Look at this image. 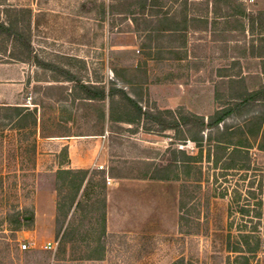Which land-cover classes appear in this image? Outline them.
<instances>
[{
  "label": "rangeland",
  "instance_id": "1",
  "mask_svg": "<svg viewBox=\"0 0 264 264\" xmlns=\"http://www.w3.org/2000/svg\"><path fill=\"white\" fill-rule=\"evenodd\" d=\"M238 1L248 13H264V0ZM127 4L139 8L136 1L120 0H0V12L31 10L33 54L41 62L0 57V104L24 107L19 116L0 106V264H264V135L242 150L236 169L225 171L207 161L206 132L202 162L173 164L159 172L167 180L142 179L153 167L167 166L174 149L192 156L199 149L172 130L113 127L109 99L88 103L69 91L81 82H102L108 89L112 81H124L131 84L127 94L144 107L182 108L208 118L217 108L219 75L263 71L262 61L250 56L252 40L261 45L259 36H244L235 22L215 20L212 0H160L152 11L162 14L154 18L120 14ZM248 117L229 118L220 128L234 129L237 143ZM99 133L104 156L96 153L90 169L102 176L93 182L100 183L104 173L131 180L113 203H121L123 217L111 218L114 228L124 224L127 233L105 238L107 183L88 186L77 198L81 205L64 217L58 203L68 192L59 195L56 176L69 166V151L61 139H49ZM239 207L249 216H241ZM31 215L33 223L15 231L18 220ZM52 240L56 249L45 250ZM103 253L105 262L89 261Z\"/></svg>",
  "mask_w": 264,
  "mask_h": 264
},
{
  "label": "trees",
  "instance_id": "2",
  "mask_svg": "<svg viewBox=\"0 0 264 264\" xmlns=\"http://www.w3.org/2000/svg\"><path fill=\"white\" fill-rule=\"evenodd\" d=\"M120 1H136L139 4L138 9H133L132 5L127 4L120 13L122 15H142L154 18L162 14L161 11H152L160 0ZM212 3V12L215 20L226 19L227 23L235 22V30H239L244 36L246 33L252 37L259 36L261 45L256 48L254 44L257 40H252L250 56L262 61L263 71L255 75H243L242 72L237 75H219L220 79L215 85L214 93L217 108L208 118L190 111L186 112L182 108L177 110H161L157 107H144L138 100L130 97L124 89L117 88L114 85L115 83H113V86L107 92L105 87L79 86L88 99L104 102L109 97V123L111 126L119 128L121 124H128L133 128L130 129L132 131L142 128L147 132L154 131V128H157L155 131L162 132L172 130L181 134L183 141L191 142L199 149V153L195 156L186 154L184 150L174 149V158L167 166L153 167L142 179L167 180L170 179L169 176L160 174L159 172L170 169L173 164L180 165V167H188L191 163L202 162V150L204 148L206 132H208L206 141L209 142L207 161H211L215 168H218L220 165V169L225 171L236 169L238 164H241L240 162L244 160L242 150L249 148L252 139L264 135V13H248L243 4L238 0H212ZM2 12L4 16H2ZM115 12L116 8L114 5H111L110 13L114 15ZM163 17L168 18L164 19L165 22H170L171 17L169 18L168 14H165ZM31 18L32 12L29 9H4L0 12V57L7 56L11 60L22 63L35 62L37 65L41 64L37 56L33 54ZM205 18V26L207 27L208 15ZM184 19H188V16H185ZM191 20L193 22L197 21L199 17H192ZM69 78H72L71 75H69ZM116 97H118L117 101L114 100ZM6 108H14L17 115L20 116L24 107L15 106ZM29 115H32V113ZM243 116L249 117L245 120V125L241 126L239 130L244 128H247V130H242V138L236 143L233 141V137H235L234 129L229 126L221 129L220 125L225 123L229 118ZM34 125L36 126V119H34ZM213 131L220 136L217 138ZM227 152H229V155L224 156ZM179 156H181L180 159ZM240 167V169H246V165H241ZM94 176H102V172L91 169L62 168L57 171V191L59 195L62 189L68 192L58 203L59 211L65 210L64 217L68 216L74 206L78 208L81 205V202L77 198L85 192L88 186L97 187L98 184H102L104 188L107 178L105 173L100 183L93 182ZM238 212L243 217L249 216V211L245 207H239ZM262 216L261 212L256 214V218H261ZM27 218L24 217V223L18 220V228L15 231H19L24 224L33 223L32 215L31 218ZM105 229L104 227L102 237L106 236ZM59 231L60 229L57 234H59ZM244 238L247 244L249 236ZM246 252L254 251L247 250ZM172 264H185V262L184 260H178Z\"/></svg>",
  "mask_w": 264,
  "mask_h": 264
},
{
  "label": "crops",
  "instance_id": "3",
  "mask_svg": "<svg viewBox=\"0 0 264 264\" xmlns=\"http://www.w3.org/2000/svg\"><path fill=\"white\" fill-rule=\"evenodd\" d=\"M115 72V70H114ZM55 82H60L58 79L54 80ZM67 81H73V80H68ZM123 81V80H122ZM118 82V81H117ZM116 81H112L111 84H109L108 89L113 86V83H115L114 85L117 88L120 89H124L126 91L127 86L131 85L129 82H124L125 84H119ZM102 84V85H100ZM80 85H87V86H99V87H105L106 86L102 83V82H95V81H88V82H81L80 84H76L75 86L71 87V89L69 90L70 92L75 91V92H79V95L77 97H75V99L78 100H82L83 102H88V103H92V102H97L95 100H91L88 99L87 96L85 95V93H83L79 86ZM108 89H106V92L108 91ZM77 92V93H78ZM130 95V94H129ZM132 97V96H130ZM118 98V97H116ZM114 99L115 101H117L118 99ZM134 98V97H132ZM106 99H109V97H107ZM105 99V100H106ZM98 103H105L104 102H98ZM0 106L2 107H15L17 105L15 104H10V103H1ZM110 100H109V105H108V112L110 114ZM159 109V108H158ZM9 110V109H8ZM165 110V109H163ZM103 108H102V115H100L101 117V121L105 122L106 120V115H105V111L103 112ZM109 114H108V122H109ZM121 125H128V124H121ZM131 126V125H128ZM102 133L99 134H65V135H61V136H55V137H50L49 139H61L64 142V147H66L67 151H69V156L67 159H69L70 163L69 166H62V169H90L93 166V162L94 160H96V156L97 154L99 156H104V145L102 146L103 141L101 140L102 138ZM74 139V140H71ZM97 153V154H96ZM100 153V154H99ZM68 154V153H67ZM99 158V157H98ZM98 161V160H97ZM112 183L111 185L108 186V190H109V194L106 196L105 201L107 203V210H106V222H107V227H106V236H109L110 234H123V233H127L126 230H123L125 227L124 224L122 225H116L114 228L111 225V218L113 217H117L121 220V218L123 217L124 213L121 210V203L119 205V207H113V203L114 202H119L120 198L123 196V191L125 184H127L128 182H130L131 180H127V179H121L118 178L116 176H108ZM120 179V180H117ZM117 181V182H116ZM114 210V211H113ZM115 214V216L113 215ZM45 228H47L48 231L53 229V226H46ZM52 237H49L48 239H50ZM105 238V237H104ZM55 241V240H52ZM50 242V241H47ZM46 242V243H47ZM44 246V245H43ZM109 246V244L105 241H103V249H107V247ZM107 253V251H106ZM106 253H103V256H101L100 258H94V260H89V261H101V262H105L106 259Z\"/></svg>",
  "mask_w": 264,
  "mask_h": 264
},
{
  "label": "built area",
  "instance_id": "4",
  "mask_svg": "<svg viewBox=\"0 0 264 264\" xmlns=\"http://www.w3.org/2000/svg\"><path fill=\"white\" fill-rule=\"evenodd\" d=\"M98 169L103 170L104 167H103L102 165H99V166H98ZM106 183H107L108 186L111 185V184H113L112 181H111V179H110L108 176H107V178H106ZM57 244H58V243H57L56 241H50V242H47V243L44 245L43 248H44L45 250L53 251V250L56 249ZM22 248L25 250V249L28 248V246H27L26 244H24V245H22Z\"/></svg>",
  "mask_w": 264,
  "mask_h": 264
}]
</instances>
